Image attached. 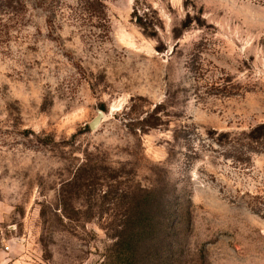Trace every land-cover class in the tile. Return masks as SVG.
Segmentation results:
<instances>
[{
	"label": "rangeland",
	"instance_id": "1",
	"mask_svg": "<svg viewBox=\"0 0 264 264\" xmlns=\"http://www.w3.org/2000/svg\"><path fill=\"white\" fill-rule=\"evenodd\" d=\"M103 3L0 0V264H264V3Z\"/></svg>",
	"mask_w": 264,
	"mask_h": 264
},
{
	"label": "trees",
	"instance_id": "2",
	"mask_svg": "<svg viewBox=\"0 0 264 264\" xmlns=\"http://www.w3.org/2000/svg\"><path fill=\"white\" fill-rule=\"evenodd\" d=\"M260 2L264 3V0H260ZM84 3H86V5H88V9H86L85 11L88 14H92L91 16H95L96 18L101 19L104 16V10H105V5L103 3V0H84ZM147 229L149 230V228L147 227ZM148 230H146V226H143L142 224H138L135 229L134 232L131 234L130 230H125L124 232V236L123 240L127 243L128 245V251L131 254L133 260H136L137 255L140 254L138 244L140 242V240L142 241L146 235L148 234ZM150 231V230H149ZM128 235L125 237V235Z\"/></svg>",
	"mask_w": 264,
	"mask_h": 264
},
{
	"label": "water",
	"instance_id": "3",
	"mask_svg": "<svg viewBox=\"0 0 264 264\" xmlns=\"http://www.w3.org/2000/svg\"><path fill=\"white\" fill-rule=\"evenodd\" d=\"M105 119V114L102 111H98L97 117H95L89 124V128L91 131H95L100 124L104 121Z\"/></svg>",
	"mask_w": 264,
	"mask_h": 264
}]
</instances>
